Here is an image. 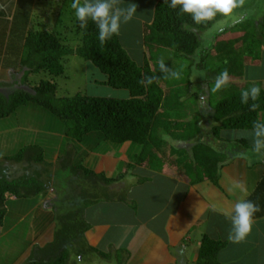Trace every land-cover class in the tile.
I'll return each instance as SVG.
<instances>
[{
  "label": "trees",
  "instance_id": "obj_1",
  "mask_svg": "<svg viewBox=\"0 0 264 264\" xmlns=\"http://www.w3.org/2000/svg\"><path fill=\"white\" fill-rule=\"evenodd\" d=\"M45 2L46 0H19V4H13L14 6L7 4V10L11 11L9 15L5 16L0 11V18L6 21L3 24L7 26V29L3 27L0 30L4 35L0 41V45H2L0 58H2L4 67L11 76H19L18 80H14L11 84L19 87L25 86L29 89H17L6 96L0 93V120L12 115L18 107L32 104L55 116L63 124L66 137L75 142H81L88 134L98 133L103 141L113 145L133 143L142 147L141 156L135 157L130 165L128 164L127 169L142 165L153 171L160 170L162 165L158 155L151 153L150 148L152 140L165 141L164 136L158 134L157 130L159 129L156 123L165 93L158 85L148 64L140 67L132 61L120 44L118 36H113L110 40L101 43L96 26L89 22L86 28H82L74 14L72 18L63 16L64 19L68 20L64 26L65 32L63 31V34L72 31L71 33L75 34L73 39L78 43L76 47H71L69 44L71 40L63 37L61 33H54L46 28L39 30L32 27L31 21L27 17L30 18L31 14L26 13V11L33 9L32 7L37 3L45 5ZM168 2L169 0H159L156 3L152 21L144 27V31H147L144 34V44L149 51L153 48L156 49V47H160V50L173 47L174 59L188 58L195 61L198 59L202 48L205 47L202 43L205 39L201 38L202 30H207L213 22L196 25L189 16L172 9ZM3 4L5 5L6 1L0 0V10L5 7ZM58 10L60 9L58 8ZM10 15L12 16L11 22L8 21ZM8 22H10L11 28L8 26ZM251 26L253 29L250 30L252 31L251 37L264 50V39H262L264 33L261 29V22H253ZM262 28L264 30V26ZM67 29L68 32H66ZM240 29L248 34L242 28ZM6 31L10 34L9 36H6ZM220 44L221 42L215 44L217 49H219ZM221 45L225 49L224 44ZM253 48L255 47L253 46ZM71 54L78 55L105 75L106 80L99 83L113 89L127 90L129 96L126 99H115L83 96L81 94L72 97L57 95V86L52 80L54 77L63 74L64 59ZM211 55H214V51L207 47L202 66L205 65V69L211 75L209 78L203 80L198 86L192 83L189 77L187 78L186 88L191 89L190 95H188L190 104L201 105L202 97L207 96L208 109L212 110L210 112L212 121L215 124H220L213 127L217 137L220 134V129L253 130L255 123H264V89L259 84L257 86L261 92L255 101L249 99L247 103L242 102L241 92L252 86L241 89L240 83H234L231 86L232 90L227 92L225 90L230 89V85H226L227 88L222 87L215 90L218 92L223 90L226 94L221 99L212 101L214 90L211 88V84H215V79L221 72L227 70L231 79L241 80L242 77L235 71L236 68L229 66L234 61H228L227 58H225L226 60H221V58L220 62L215 63L214 68H210V62L207 59H211ZM228 58L230 57L228 56ZM189 72L187 76L191 75V70ZM40 73H46L51 77V80L38 81L37 83L28 81L29 75ZM148 78L153 81L150 85L147 83ZM223 91L221 94L225 93ZM183 98L184 95L179 97L178 102L185 101ZM173 104L176 108L179 105L176 102ZM253 104L256 105L255 110L252 108ZM200 116L189 121H169L168 125L164 127L165 131H182L185 133L183 138L180 137L181 139H192L201 130L197 121L201 118ZM193 151V160H189L187 167L192 169L197 180L206 177L215 182L218 160L223 159V157L202 144L195 146ZM64 155L58 163L69 173L76 175L82 171L84 175H87V178L91 177L96 180L103 177L102 173L95 174L81 166L73 165V152L67 151ZM68 157L70 160H66ZM5 161L14 164L24 162L29 167L45 163L43 151L37 146L25 147L9 157L0 156V228L3 226L6 216L5 204L7 200L33 199L49 189L40 177L33 175L38 174L36 171L22 174L23 176L17 178H10L9 168L4 165ZM120 179L108 178L105 182H107V186H110ZM142 182L145 181L142 180ZM73 193H76L78 197L81 194V196H86L83 187L81 189L78 187L77 191ZM261 196H264V175L249 201H256ZM122 199L121 202L128 204L133 210L136 209L133 202H129L126 198ZM108 200L111 199L108 197ZM95 202H98L96 198L84 200L82 205L72 202L70 207L67 206L68 208L65 206L59 208L58 203H56L54 208L61 213L57 217H53L55 225L53 240L43 247L33 246L29 257L23 264H72L69 250L73 251L77 257L91 252L96 253L106 261L116 257V259H121L122 264L121 251L123 249L112 256L110 253L99 252L98 249L87 246L85 233L89 231L90 225L85 221L84 210ZM224 245V243L205 237L199 249L197 264H219L216 257Z\"/></svg>",
  "mask_w": 264,
  "mask_h": 264
},
{
  "label": "crops",
  "instance_id": "obj_2",
  "mask_svg": "<svg viewBox=\"0 0 264 264\" xmlns=\"http://www.w3.org/2000/svg\"><path fill=\"white\" fill-rule=\"evenodd\" d=\"M56 1L61 2V0ZM144 1L138 0L137 3L142 5ZM158 1L151 0L150 4L148 3L147 17L140 13L134 18H138L144 26L149 24ZM127 3H130V0H114L117 7H127ZM143 31L144 28L139 34ZM224 32L219 31L217 34V36L222 34L218 36L219 42H222ZM201 38H204V34H201ZM260 50L259 57L264 61V50ZM257 65L259 64L254 63L253 66ZM250 68H246L247 79ZM258 72L259 74L255 75L252 70V74L250 73L252 77L249 79L254 83L257 82L264 89V71ZM105 80L104 75V79L100 82L103 83ZM234 80H236L235 84L240 83L238 79ZM202 98L201 107L207 104V96ZM32 106L29 112L39 111L38 107ZM41 113L44 118L46 113ZM212 120L211 116L210 121ZM21 122L19 121L17 127L9 130L10 136L5 130V136L15 140V145L12 144L13 141L8 140V143L15 147V152L28 146L42 149L46 166L35 164L25 171L40 173L42 176L40 179L49 189L33 199L6 201L7 212L3 226L0 228V264H23L33 246L43 247L53 240L55 225L53 215L47 210L53 208L52 201L56 202V192L52 186L57 176L54 165L63 157L65 151L73 152V165L76 164L96 174L114 172L115 167L120 163L128 166L134 156L127 155L128 151L126 152L123 146L112 147L113 144L103 141L98 133L88 134L81 142H75L66 137L60 124L56 120L54 122L50 116L46 122H38L37 125L26 124L25 117ZM217 125L220 124L214 123L211 127L212 138L217 143L216 147H211V150L219 153L223 159L218 160L215 182L206 177L197 180L189 167L186 171L181 166H171L168 169L170 167L168 163L162 165L161 170L156 171L142 165L134 166L132 169L124 167L125 180L121 177L120 182L113 183L112 187L122 185L124 198L133 202L136 209L133 210L128 204L121 202V199L115 201L114 198L110 200V203L113 202L111 204L100 201L87 206L84 210L85 221L90 225L89 231L85 233L87 246L98 249L99 252L110 253L112 256L123 249L122 264H197L200 246L207 237L225 244L216 257L219 264H264V203H262L264 196L258 197L256 201L253 200L260 211L253 217L251 234L238 244L228 240L231 231L230 216L234 205L240 200H249L254 195L264 171L257 176L256 184L248 179H251V174L255 175L256 171L258 173L260 168L263 167L264 170V155L253 151V130L220 129L217 137L213 130ZM162 132H166L163 133V138L169 145L178 143L185 146L179 148L184 157L183 149L193 150L197 145L202 144L207 147L209 144L206 141L201 142L203 139L201 132L189 140L180 138L185 133L182 131ZM8 143L2 140L0 150L9 151L8 148H12V145ZM10 153L12 152H8V156ZM192 154H190L191 160H193ZM89 156L94 160L87 166L85 161ZM15 165L19 166V164ZM44 168L51 170L50 173H43ZM45 234L49 237L43 239L42 236ZM92 254L96 253L92 252ZM97 257L103 260L100 256Z\"/></svg>",
  "mask_w": 264,
  "mask_h": 264
},
{
  "label": "rangeland",
  "instance_id": "obj_3",
  "mask_svg": "<svg viewBox=\"0 0 264 264\" xmlns=\"http://www.w3.org/2000/svg\"><path fill=\"white\" fill-rule=\"evenodd\" d=\"M5 1H6V4L5 5L3 4V6L5 7L3 8V10H0V11L1 13L3 12L5 16H7V14L9 15V13L11 12L9 11V9L7 10V7H8L7 4L13 6V4L15 5L19 4V0H5ZM137 1L138 0H130V3H127V4H135L136 7H138L137 15L139 16V14L141 13L147 17L148 3L150 4L151 0H145L144 2H142V5L138 4ZM70 4H71V0H61L60 3H57L56 0H46L45 5L41 3H37V5L35 4L34 7H32L33 9L26 11V13L31 14L30 18L29 16H27L28 20L30 19L32 27H35L39 30H43L44 28H46L47 30L52 31L54 33L63 34V31L65 30L64 26L68 22L66 18L65 19L63 18V16L66 15L67 17L72 18L74 14V10L71 9ZM59 7H60V10H58ZM140 9H143V10L140 11ZM239 11L242 12L246 16V20L241 24L225 27L224 29L225 36L222 37L223 40L221 42V44H224L225 49L222 48L223 45L221 44L219 45V49H217L216 47L220 39L217 36L219 31H217L213 27L216 21H213L212 23L213 25L211 24L210 27L207 28V30H202L201 34H204V39H205L202 43H203V46L205 47L202 48V51H200L199 53L198 59H196L195 61L194 59L193 61H191L188 58H179L177 60L174 59L173 47L166 48V49L162 48L163 51L160 50L161 49L160 47L158 48L156 47V49L153 48V50L149 52L147 46H145L144 44V34L147 31H143V33L139 34V31L142 30V28H144L145 26L140 21H138V18H133L127 24H122L121 29H120V34L118 35L120 44L125 49V51L128 53L129 58L132 61H134L137 65L142 66L144 62L146 64V60H147L148 66L151 69L155 79L157 80L158 85L165 93L164 101L158 113L159 116L156 119L157 121L156 123L158 124V129H159L157 131L159 135L163 136V133H166L162 131H165V128H164L165 125H168L169 121L173 119H174L173 121H177V122H181L185 119L186 121H189L191 119L194 120L195 117L197 118L199 115H201L200 116L201 119L197 120L198 125L201 128L200 132L203 138L201 139V142L202 143L205 141L208 142L209 144L207 146V149L209 150L213 146L216 147L217 143L215 139L212 138L213 134L211 131V127L214 124L212 121H210V118H211L210 112L212 110L208 109L207 104L203 106L204 108L201 107L202 105L190 104V100H189L190 98L188 95H190L191 89L186 88L187 83H188V79H187L188 77L192 83L198 86V84H200L203 80H206L207 78L211 76L205 69V65L202 66L204 63V59H205L204 56L206 54L207 47H209L210 50L213 49L214 51V55L210 56L211 59H207L210 62L209 64L210 68H214L215 63L220 62L221 60H226L225 58H227L228 61H231V62L234 61V63L232 65L230 64L229 66L231 68H236L235 71L239 74L240 77H242L241 80L238 79V81H240V85H242L241 89H245L246 86L250 87V86L258 85L257 82L255 83L252 82L249 79V77H252L251 76L252 70L255 75L259 74L258 71H264V61H262V59H260L259 57L261 53L260 49L262 48V46L259 45L258 42L254 41L253 37H251L252 31L250 30H253L251 29L252 27L251 24L256 21L257 23L261 22V25L264 26V0H244V7L240 9ZM0 19H1L0 20V30L3 27L7 29V26L3 24L6 21H3L2 18ZM4 19L6 20V18ZM220 19L221 17L219 16L216 18L217 21ZM10 20L12 21V18H10L8 21ZM10 22H8V26H10L11 28ZM132 25H135V26H132ZM139 25L141 26L139 27ZM262 26H261V29L264 33ZM240 28H242L248 34L244 33ZM69 29H71V27H69ZM8 31H6V36L10 35ZM68 31L69 30L67 29L66 32ZM71 32L72 31L68 33H64L62 36L69 39V41L71 40L69 43L71 47H76L78 43H76L75 40L73 39L75 37L74 36L75 34ZM2 36L4 35L0 31V41L2 40ZM262 39H264L263 36H262ZM251 44H254L253 46L255 48H253ZM1 47L2 45H0V48ZM228 56L230 58H228ZM255 60H257L258 62H255ZM161 61L165 63V67L169 69L170 71L178 72L179 78L178 79L171 78L167 73L161 72L160 70ZM254 63L259 64V65L253 66ZM63 65H64L63 74L57 77H54V79L52 80L57 86V95L59 96L72 97L77 94H81L83 96H97V97L115 98V99H126L129 96V93L127 90L113 89V88L104 86L103 84L99 83L100 80L104 79V74H102L92 64L84 61L81 57H79L76 54H71L70 56L66 57L64 59ZM246 68H250V70L248 71L249 80L246 77L247 76ZM257 68L260 70H258ZM189 70H191V75L187 76ZM18 78L19 76L14 75L13 77V75L11 76V74L8 73V70H6L4 67V62L2 58H0V93L6 96V95L11 94L14 90H17V89L29 90L28 88H25V86L19 87V86H16L15 84H11L13 83L14 80H18ZM50 78L51 77H49L46 73H40L37 75L31 74L28 76V81L37 83L38 81L51 80ZM234 81L236 80L231 79V78L229 79L227 86L230 85L229 87L230 89L225 90L226 92L232 90L231 86L234 85L235 83ZM227 86L225 87L227 88ZM211 88H214V84H211ZM221 91L220 92L214 91V94H213L214 97L212 101L226 94L225 91H223L225 92L224 94H221L222 93ZM183 95H184L183 100L185 101L181 100L183 102H178L179 101L178 98L182 97ZM175 102L179 104L177 108L173 106L174 105L173 103ZM31 108H33L32 104H29L28 106L24 105V106L18 107L12 115H10L9 117L3 120H0V135H1L0 144L2 140H4V142H7V143H8V140H11L7 136H5V130H7V133H8L10 129L17 127L19 121H22V122L24 121V117L27 120L26 124H29L32 126L33 124L37 125L38 122H42V121L43 123L46 122L50 116L54 120V122L56 120L58 124H60V126L65 131L63 124L60 121H58V119L55 116H53L49 112L47 113L46 110H43L41 108H38L40 112L39 111L35 113L29 112ZM41 112L46 113L45 114L46 116H44V118L42 117ZM177 119H180V120H177ZM48 126H52V125L48 124ZM7 135L10 136V133H8ZM11 141H13L12 144L15 145L14 144L15 140H11ZM8 144H11V143H8ZM13 145H12V148H8L9 151L0 150V155L4 154L5 152V154L1 157L5 158V157H9L11 155L16 154L18 151L15 152V149H14L15 147ZM175 145L179 147L177 148ZM100 146H99V149L102 150ZM114 146H123V149H126V152L128 151L127 155L129 154L134 155L132 159H134L135 157L141 156L142 154V147L138 146L137 144L123 143L119 145H113L112 147ZM183 147L185 146L179 145L178 143H173V146H171V144L169 145L168 142L164 140H161L159 142L156 140L154 141L152 140L150 152L158 155L161 165L165 166L168 163V166H170L168 167V169H170L171 166L172 167L181 166L182 169L186 171L187 165L189 163L188 159L191 161L190 154L193 153V150L189 148H187L186 150L183 149L185 157L187 156V158H185L182 155V152L179 151V148H183ZM8 152H12L10 153L11 155L9 154L8 156ZM68 159L70 160V157L66 158V160ZM93 160L94 159L89 156L87 158V161H85V163H87V166H88V164ZM73 161L74 159H72V162ZM4 165L9 168V174L11 176L10 178H17V177L23 176L22 174L24 175L27 174L28 172L33 173V171L31 170H28L27 172L25 171L27 168H30V167L28 166V164L24 162L20 163L19 166H16L12 162L5 161ZM43 166H46V163H44ZM54 167H55V173L58 176V177H55L54 179L55 182L52 185L56 192V202L52 201L54 206L56 205V203H58L59 208L61 207L63 208L64 206L65 208H68L70 207V205H72L71 204L72 202H76L77 204L82 205L84 200H87V198L88 199L91 198L90 200H92L93 198H96V201L98 202L101 201L102 203L111 204L113 202L110 203V201L108 200V197L110 199L114 198L116 201V199L123 200L122 198H124L125 196L124 194L125 192L123 191V188H121L122 185H118L115 187H112L113 185L107 186L106 184L107 182L105 181H107L108 178L117 179V178L123 177L124 179L123 175L125 172L123 171L124 170L123 168L127 167L126 164L123 165V163H120L119 165H117V167H115L114 172L109 173L108 171H106L105 172L106 174L102 172L103 177L98 178L97 180L91 177L87 178V175H84L82 171H80L76 175L72 174L71 172L69 173L68 170H64L59 163L55 164ZM47 169L44 168L43 173L49 174L51 170L49 169L47 170ZM263 171L264 170L262 167L258 171L259 174L256 171V174L255 175L251 174V179H248V180L249 181L252 180L256 184V182L258 181L257 176H260ZM252 173H254V171ZM33 175H37L38 177L42 178L40 173L38 174L35 173ZM243 181L246 182L245 180ZM78 187L79 189L83 187V189L85 190L86 196H81L82 195L81 194L79 198L76 193H73L77 191ZM54 206L53 208H51L52 211L47 210V212L49 214L51 213L50 215H53V217L55 218L61 212L57 211L54 208ZM42 237L43 239H45L46 237H49V236L48 234H45ZM69 251H70V258H71L70 260L72 264H121L120 262L121 259H116V257H114L110 261H103L99 259L96 254H92V252L90 254L77 257L73 251L71 250Z\"/></svg>",
  "mask_w": 264,
  "mask_h": 264
},
{
  "label": "clouds",
  "instance_id": "obj_4",
  "mask_svg": "<svg viewBox=\"0 0 264 264\" xmlns=\"http://www.w3.org/2000/svg\"><path fill=\"white\" fill-rule=\"evenodd\" d=\"M168 4L172 9L189 16L196 25L216 21L213 27L221 32L226 26H235L246 20V16L239 11L244 7V0H169ZM70 7L74 10V16L82 28H86L89 22L96 26L101 43L110 40L113 36H118L122 24L130 22L137 14L135 4L117 7L114 0H71ZM218 16L221 19L217 21ZM10 18H12L11 15ZM146 64H148L147 60ZM142 66H145V62ZM160 70L171 78H179V73L167 69L163 61L160 62ZM152 82L151 78L147 79L149 85ZM228 82L229 74L225 70L216 77L213 90L225 87ZM260 92L261 89L258 86H252L241 92V100L243 103H247L249 99L255 101ZM252 108L255 110L256 105L253 104ZM253 135V151L264 155V123L254 124ZM259 211L260 208L251 201L240 200L235 203L230 216L231 231L228 240L237 244L245 241L252 232L253 217Z\"/></svg>",
  "mask_w": 264,
  "mask_h": 264
},
{
  "label": "bare ground",
  "instance_id": "obj_5",
  "mask_svg": "<svg viewBox=\"0 0 264 264\" xmlns=\"http://www.w3.org/2000/svg\"><path fill=\"white\" fill-rule=\"evenodd\" d=\"M150 250V249H149Z\"/></svg>",
  "mask_w": 264,
  "mask_h": 264
}]
</instances>
